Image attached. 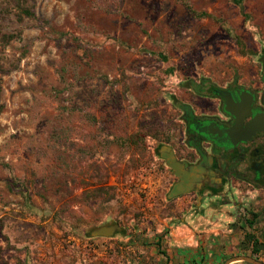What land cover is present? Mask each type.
<instances>
[{"label":"rangeland","instance_id":"rangeland-1","mask_svg":"<svg viewBox=\"0 0 264 264\" xmlns=\"http://www.w3.org/2000/svg\"><path fill=\"white\" fill-rule=\"evenodd\" d=\"M263 52L264 0H0V264H157L146 240L176 203L151 145L179 143L172 96L260 89ZM236 187L217 264L264 262V188ZM110 221L125 232L86 235Z\"/></svg>","mask_w":264,"mask_h":264},{"label":"flooded vegetation","instance_id":"flooded-vegetation-1","mask_svg":"<svg viewBox=\"0 0 264 264\" xmlns=\"http://www.w3.org/2000/svg\"><path fill=\"white\" fill-rule=\"evenodd\" d=\"M264 54V52H263ZM264 63V62H263ZM260 89L239 83L235 78L219 85L209 78L189 80L186 89L172 96V104L179 111V143L165 138L154 141L151 150L168 168L167 201L180 199V209L174 208L168 217H181L208 205H233L239 188H264V131H256L251 138L236 145H224V128L232 126L234 117L223 109L227 96L238 100L239 92L252 96V114L264 112V64ZM219 132H221L219 134ZM222 209V208H221ZM251 215L255 212L249 211ZM96 251V248H95Z\"/></svg>","mask_w":264,"mask_h":264},{"label":"crops","instance_id":"crops-1","mask_svg":"<svg viewBox=\"0 0 264 264\" xmlns=\"http://www.w3.org/2000/svg\"><path fill=\"white\" fill-rule=\"evenodd\" d=\"M218 199L217 196L205 199L203 209L195 214L166 217L165 225L168 228L164 237L148 235V240L144 239L148 242L146 245L151 246L155 251L162 250L160 252L164 256L160 253L155 256L157 264H217L219 262L223 249L229 247L230 238L231 241L233 240L232 227L236 224L234 223L236 218L234 211L230 209V204L224 208L208 205L209 200ZM175 202V207L180 209V199ZM244 245L245 242L242 241L238 248L242 250L246 247ZM239 253L242 252L237 254ZM146 261L147 263L142 264H152L149 260ZM134 262L137 260L134 259Z\"/></svg>","mask_w":264,"mask_h":264},{"label":"water","instance_id":"water-1","mask_svg":"<svg viewBox=\"0 0 264 264\" xmlns=\"http://www.w3.org/2000/svg\"><path fill=\"white\" fill-rule=\"evenodd\" d=\"M238 98V100H235L232 96H227L225 99L223 109L226 113L234 117V122L232 126L223 129L226 138L224 145L234 146L239 141L251 138L256 131H264V112L253 115L247 123L243 122L246 116L252 114L251 94L247 92H239ZM220 133L221 132H219V134ZM124 232V228L116 221H110L108 223L89 227L86 231V235L88 237H113L116 234H123ZM237 261H243L248 264H264L263 261L256 257L244 254L233 255L220 264H231L232 262Z\"/></svg>","mask_w":264,"mask_h":264},{"label":"trees","instance_id":"trees-1","mask_svg":"<svg viewBox=\"0 0 264 264\" xmlns=\"http://www.w3.org/2000/svg\"><path fill=\"white\" fill-rule=\"evenodd\" d=\"M25 12H26V14L33 15V13H31V11H29V10H26ZM96 190H104V188L102 187L101 189L98 188ZM107 199H109V198H107ZM252 216H256V213H253ZM249 223L251 224V221ZM245 238L248 241L249 245L251 244L250 246L253 247L252 253L257 252V248L255 245L258 244V239L256 238L255 234L253 232H246Z\"/></svg>","mask_w":264,"mask_h":264}]
</instances>
